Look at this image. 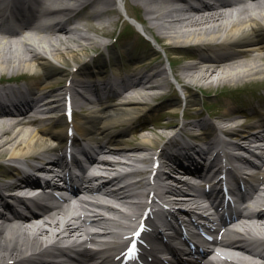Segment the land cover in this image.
I'll list each match as a JSON object with an SVG mask.
<instances>
[{
	"label": "bare ground",
	"instance_id": "6f19581e",
	"mask_svg": "<svg viewBox=\"0 0 264 264\" xmlns=\"http://www.w3.org/2000/svg\"><path fill=\"white\" fill-rule=\"evenodd\" d=\"M45 1L40 0V6ZM52 1H60V3L71 5V2L81 0ZM122 1L124 2L126 15L139 21L145 34L152 39L156 46L162 48L168 56L173 49L175 51L179 50L175 46L190 45L191 49L193 46L202 45L200 46L199 55L195 56L193 60L177 66H173L172 62L168 60V70L172 72L175 80L180 83V89L184 92V95L190 91V82L202 89L204 86L211 84L237 83L245 79L264 76V0H251L249 2H246L247 0H233L227 7L223 8L192 7L184 3L185 1H182L180 5H174V0ZM109 4L120 5L121 3H119V0H89L88 9L91 10L92 18L98 23V25H89L93 31H99L100 29L103 30V34L107 32L105 29L111 21L105 22L102 17L107 14V10L103 6ZM249 4L251 5L250 11L255 16H252L247 8ZM130 6L136 10L137 14L132 15ZM41 9H45V4ZM30 30L32 32L27 33L24 38L17 36L14 37L16 39H0V73L19 68L45 72L46 80L36 82L35 85L46 86L52 80V76L67 77L69 75L70 71L58 66L55 61L69 67L77 66L82 64L80 63L81 57L86 54L88 47L92 48L102 44L81 26L70 28L67 25L59 27L36 25L31 27ZM37 32L42 33V35L35 36ZM72 43H76L77 47L72 46ZM34 45L37 47L34 48ZM203 48L210 50L213 53L212 57H207L208 55L205 54ZM228 48H233V51H228ZM190 49L187 51H190V55L194 56L195 51ZM38 50L46 55L40 54L37 52ZM158 58L156 52H152L148 57L137 56L134 58L132 65L136 68L132 72L128 86L118 94L119 102L91 110L83 117L82 127L96 131L100 136V143H105V146L100 149V154L104 156V160H109L108 157L114 154L117 156L126 155L129 158L128 161L137 162L141 160L140 154H144L152 148L155 150L158 147L159 136L166 137L167 130L163 128L174 126V123H165L164 127L161 128V133H154L155 129L148 127L150 132L139 134L138 141L134 144L123 141L124 138L127 140L135 138L132 129H125L121 134L116 131L117 126L131 121L140 112L146 110L149 102L160 95L167 87L169 79L167 74L169 71L162 67V62L157 61ZM75 83L82 85L84 81L76 79ZM63 88V86L53 88L50 93H44L42 98L40 96L41 99L38 101H42L43 98L48 99L50 96L55 101H59ZM186 98L184 99L186 100ZM36 103H33L32 108L35 107ZM163 106L176 108L178 103L177 100H170L164 103ZM32 108H30V111ZM177 110L180 109L177 108ZM30 111L28 112L30 113ZM28 112L21 114L19 117L0 115V158L6 157L9 160L28 155L40 157L50 149L51 138H60V135H55V133L49 132L48 128L43 127V124H47V122L54 119L53 113L56 110L49 111L48 116L39 109H34L31 116ZM223 114L219 122L222 124L227 123L226 128H228L229 134L241 136L244 140L249 141L251 136H255L252 131V124L264 125V118H260L243 126L242 113L235 111L230 105L224 107ZM31 121L36 122L33 127L28 125ZM181 124L179 126L182 134L186 133L203 139V136L193 131L209 123L205 119H195L186 120ZM221 127L223 128L224 125ZM177 136H179L178 132L175 135H169L170 143L177 145ZM229 144L242 148L238 142H230ZM191 149H198L204 154L207 153L209 147L204 150L199 145H194L183 152V147L180 146L176 150L180 154L184 153V158L188 159L192 158L190 154H187ZM167 158L169 157L167 156ZM260 160V166L254 170L255 173L261 176L263 181L262 185L258 186L259 189L264 186V149L260 153ZM104 164H107L106 166L115 165L113 161H106ZM98 166L100 165H94L93 167ZM163 166L164 169L167 166L170 172L161 171L160 169L156 180L150 186V190L158 194L170 192L171 199L180 204H186L187 210L196 209L199 204L197 198L193 195L189 196L187 192L181 195L184 190L179 185L180 180L174 178L171 173L176 171L178 165H169L164 161L161 167ZM174 179L176 181L173 186L163 183L164 180ZM141 184L145 185L141 181L137 184L122 185L120 180L112 179L98 188L87 189V192H98L103 195L104 199L120 205L121 207L118 209L127 211L129 208H136L135 204L127 201L129 198H133L131 196L138 200L137 208L141 206L142 201L140 199L143 192L137 188V185ZM3 185L10 186L7 183H3ZM107 185L108 187H106ZM189 186H192V184H189ZM254 194L255 190L251 193V197ZM255 204L264 205V198L256 200ZM109 209L112 210L113 207H109ZM118 212L122 214L120 215L121 218L126 219V223L128 219L132 220L131 215ZM68 213L69 208L61 207L46 215L40 212L37 217L25 222L0 217V263L21 257L27 252L37 249L47 236L49 238L54 236L59 242L64 237L77 235V230H83V224L79 217L67 219ZM131 213L135 216L136 209L132 210ZM103 223L106 226L116 227L115 223L107 221ZM254 224L255 227H253ZM239 225L244 230L236 232V237L253 233V230L264 233L263 216H260L256 223L250 220H242ZM121 227L125 226L121 225ZM64 230L68 232L65 236L61 235ZM114 233L115 231L112 230L110 235ZM234 247L235 249L229 250V253L235 259L242 261L243 264H263L256 258L243 254L236 246ZM115 250L113 249L111 252ZM91 254L90 251H86L84 257L80 256L78 261L70 264H92L88 261ZM22 260L23 257L14 263L26 264ZM32 260L35 264V257ZM40 264L51 263L41 262Z\"/></svg>",
	"mask_w": 264,
	"mask_h": 264
},
{
	"label": "rangeland",
	"instance_id": "374dc122",
	"mask_svg": "<svg viewBox=\"0 0 264 264\" xmlns=\"http://www.w3.org/2000/svg\"><path fill=\"white\" fill-rule=\"evenodd\" d=\"M120 1V0H119ZM122 3H124L122 0L120 1ZM129 3V2H128ZM130 10H132V12L135 13V9L130 6ZM125 13L124 11L121 9L120 11H116V12H108L104 17H102L103 21L107 22V21H111L110 24H108V27L105 29V31L107 30L106 33L103 34V30L99 31H93L89 25L94 24V25H98L97 21L94 20L93 18L90 17H84L82 18L80 21V24L82 28H85V30L88 31V34L92 35L94 37V39H96L99 42H105V36H111V35H117L119 33H121L122 29H124V26L126 25V17H125ZM130 32H132L131 34L128 35V41L129 43L134 42V48L136 46V48L138 49V54L139 55H144L145 52L147 53V49H156L154 50L155 52H157L159 58L157 61H161L163 67H167L166 65V58L167 55L164 52V50L162 48L159 47H152L151 43H146L144 42V40H142L134 30H130ZM84 43V42H83ZM74 47H77L76 43H72L71 44ZM101 48V45L96 46V47H88L86 50V54L90 53L92 50L95 49H99ZM143 49V50H142ZM172 53H169L170 56H173L170 58V60L172 61V64L174 66L179 65L181 63H184L186 61L189 60H193L191 59L190 53H188L186 50H172ZM142 53V54H140ZM84 56V55H83ZM83 56L81 57V59L83 58ZM183 56V57H182ZM62 66V65H61ZM22 71V68L19 69H10L8 71H4V74L6 75H11V74H16V73H20ZM57 78V77H56ZM168 79V84H170L171 80H173V76L172 74L169 75ZM263 80L264 81V76H260V77H254L251 79H245L241 82H237V83H222V84H218V85H209L210 88H212L211 91H204L206 90L204 89H198L197 87L192 86L191 83V88L190 91L187 93V95H185L187 98L186 100L184 99V92L181 91L182 93L176 92L174 94H171V92L169 91L170 89V85H167V87L162 91V93L158 96H156L155 98H153L150 102L149 105H158L162 102L166 103L167 101L170 100H177L178 106L176 108H173L172 106H163L161 109V113L160 116L163 117V119H165L166 121H179L181 120V113L185 112V114L187 115L188 113L190 114H195L198 113L197 115H199V111L202 110L203 105L207 106L208 104H213L214 106H217L218 109L223 110L225 105H233L232 104V99L234 97V95L238 94L240 91L244 90L245 92H253L255 90V88H259L257 84H254L255 81L256 83ZM251 84V85H250ZM171 86L174 88V85L171 84ZM216 89H222V94L219 96H212L209 95L205 96V94H212L214 93L213 90ZM226 92L227 96L226 97ZM208 97V98H207ZM187 102V104H186ZM177 108H179L180 110H177ZM175 112V116H173L172 114ZM220 113H223V111H221ZM218 118H221L222 115L218 114L217 116ZM206 119V115L202 116V119ZM192 120V119H191ZM217 120V119H216ZM164 123V121H163ZM176 124V122H175ZM154 133H161V130H156ZM147 155V154H146Z\"/></svg>",
	"mask_w": 264,
	"mask_h": 264
},
{
	"label": "snow or ice",
	"instance_id": "6c2138e0",
	"mask_svg": "<svg viewBox=\"0 0 264 264\" xmlns=\"http://www.w3.org/2000/svg\"><path fill=\"white\" fill-rule=\"evenodd\" d=\"M135 235H136V236H139V235H140V232L137 231V232L135 233ZM134 248H135V245L133 244L132 247L129 248V252H132V251L134 250Z\"/></svg>",
	"mask_w": 264,
	"mask_h": 264
}]
</instances>
